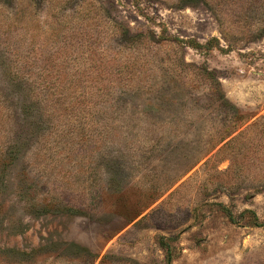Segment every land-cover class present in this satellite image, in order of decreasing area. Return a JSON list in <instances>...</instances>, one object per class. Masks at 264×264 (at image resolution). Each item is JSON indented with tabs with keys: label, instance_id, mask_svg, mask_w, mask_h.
I'll list each match as a JSON object with an SVG mask.
<instances>
[{
	"label": "rangeland",
	"instance_id": "374dc122",
	"mask_svg": "<svg viewBox=\"0 0 264 264\" xmlns=\"http://www.w3.org/2000/svg\"><path fill=\"white\" fill-rule=\"evenodd\" d=\"M168 249L264 264V0H0V264Z\"/></svg>",
	"mask_w": 264,
	"mask_h": 264
},
{
	"label": "trees",
	"instance_id": "16d2710c",
	"mask_svg": "<svg viewBox=\"0 0 264 264\" xmlns=\"http://www.w3.org/2000/svg\"><path fill=\"white\" fill-rule=\"evenodd\" d=\"M185 43H186V42H185ZM188 44H189V46H191V47H193V48L198 47V46H197L198 44H196V43L193 42V41L188 42ZM235 140H236V137L233 138V139H231V140H230V144L233 143V142H235ZM226 145H227V144H226ZM229 215H230L229 217L231 218V214H229ZM161 243H162V245H163L164 247H167V248L169 247L168 244L165 242V238H162ZM167 260H168V263H169V264L172 263V257H171V254L169 253V249H168V258H167Z\"/></svg>",
	"mask_w": 264,
	"mask_h": 264
}]
</instances>
